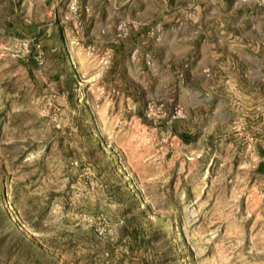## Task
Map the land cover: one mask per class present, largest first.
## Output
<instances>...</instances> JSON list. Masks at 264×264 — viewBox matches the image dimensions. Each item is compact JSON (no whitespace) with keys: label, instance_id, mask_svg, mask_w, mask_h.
<instances>
[{"label":"rangeland","instance_id":"rangeland-1","mask_svg":"<svg viewBox=\"0 0 264 264\" xmlns=\"http://www.w3.org/2000/svg\"><path fill=\"white\" fill-rule=\"evenodd\" d=\"M232 2L0 0V264H264V0Z\"/></svg>","mask_w":264,"mask_h":264},{"label":"crops","instance_id":"crops-1","mask_svg":"<svg viewBox=\"0 0 264 264\" xmlns=\"http://www.w3.org/2000/svg\"><path fill=\"white\" fill-rule=\"evenodd\" d=\"M233 0H229V5H228V8H233L232 6V2ZM99 7L96 9V11H98V16H100L101 20L105 19V17L107 16V11H106V8L105 6L99 2ZM226 6H227V3H226ZM256 10L257 12H261V11H264V4L263 5H257L256 6ZM198 40V38H197ZM67 50L68 48L65 49L66 53L65 55H63V61H64V69L66 72H67V82H70L71 81V74H69L68 70H69V66H68V53H67ZM59 76V75H58ZM62 92H65V90H63Z\"/></svg>","mask_w":264,"mask_h":264},{"label":"built area","instance_id":"built-area-1","mask_svg":"<svg viewBox=\"0 0 264 264\" xmlns=\"http://www.w3.org/2000/svg\"><path fill=\"white\" fill-rule=\"evenodd\" d=\"M71 58H72V59H71L72 62H75V61H74V55H72ZM71 60H69V62H71Z\"/></svg>","mask_w":264,"mask_h":264},{"label":"trees","instance_id":"trees-1","mask_svg":"<svg viewBox=\"0 0 264 264\" xmlns=\"http://www.w3.org/2000/svg\"><path fill=\"white\" fill-rule=\"evenodd\" d=\"M260 167H263V164H261V166Z\"/></svg>","mask_w":264,"mask_h":264},{"label":"bare ground","instance_id":"bare-ground-1","mask_svg":"<svg viewBox=\"0 0 264 264\" xmlns=\"http://www.w3.org/2000/svg\"><path fill=\"white\" fill-rule=\"evenodd\" d=\"M74 58H75V56H74Z\"/></svg>","mask_w":264,"mask_h":264}]
</instances>
